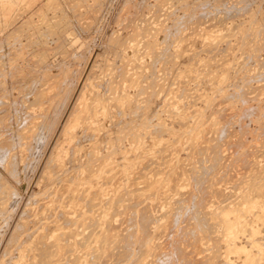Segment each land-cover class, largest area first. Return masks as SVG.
Returning <instances> with one entry per match:
<instances>
[{"label": "rangeland", "instance_id": "1", "mask_svg": "<svg viewBox=\"0 0 264 264\" xmlns=\"http://www.w3.org/2000/svg\"><path fill=\"white\" fill-rule=\"evenodd\" d=\"M263 202L264 0H0V264H264Z\"/></svg>", "mask_w": 264, "mask_h": 264}, {"label": "bare ground", "instance_id": "2", "mask_svg": "<svg viewBox=\"0 0 264 264\" xmlns=\"http://www.w3.org/2000/svg\"><path fill=\"white\" fill-rule=\"evenodd\" d=\"M60 145H62V144H60ZM58 148H59V147H58ZM58 148H57V149H58ZM81 149H82V148H81ZM53 150H54V149H53ZM66 150H67V149H66ZM78 150H79V149H78ZM79 151H80V150H79ZM81 152H82V151H81ZM11 158H12V157H11ZM79 159H80V158H79ZM3 160H4V159H3ZM6 160H7V159H6ZM64 161H65V160H64ZM67 161H68V160H67ZM68 164H69V163H68ZM9 165H10V164H9ZM7 167H8V166H7ZM92 167H93V166H92ZM27 168H28V167H27ZM83 170H84V169H83ZM48 171H49V170H48ZM70 171H71V170H70ZM56 172H57V171H56ZM56 172H55V173H56ZM59 172H60V171H59ZM86 172H87V171H86ZM142 172H143V171H142ZM142 172H141V173H142ZM63 174H64V173H63ZM63 174H62V175H63ZM92 174H93V173H92ZM44 175H45V174H44ZM46 175H47V174H46ZM131 175H132V174H131ZM46 177H47V176H46ZM50 177H51V176H50ZM56 177H57V176H56ZM128 177H129V176H128ZM52 178L55 179L54 177H52ZM57 178H58V177H57ZM57 178H56V179H57ZM71 178H72V177H71ZM93 178H94V177H93ZM37 180H38V179H37ZM51 180H52V179H51ZM28 181H29V180H28ZM41 181H42V180H41ZM47 181H48V180H47ZM47 181H45V183H46ZM49 181H50V180H49ZM60 181H61V180H60ZM142 181H143V180H142ZM39 182H40V181H39ZM41 183H42V182H41ZM41 183H40V186H41L42 184L45 185V186H47V185L49 184V183H48V184L46 185V184H44V183H42V184H41ZM50 183H53V182H50ZM54 183H56V182H54ZM54 183H53V184H54ZM61 183H62V182H61ZM147 183H148V182H147ZM150 183H152V182H150ZM38 184H39V183H37V185H38ZM56 184H57V183H56ZM75 184H76V183H75ZM237 184H238V183H237ZM35 185H36V184H35ZM35 185H34V186H35ZM43 185H42V186H43ZM73 185H74V183H73ZM119 185H120V184H119ZM151 185H152V184H151ZM228 185H229V184H228ZM38 186H39V185H38ZM59 186H60V185H59ZM61 187H62V184H61ZM63 187H64V186H63ZM73 187H74V186H73ZM137 187H138V186H137ZM145 187H146V186L144 185V188H145ZM41 188H42V187H41ZM43 188H45V187H43ZM49 188H50V187H49ZM51 188H53V187L51 186ZM66 188H69V186L66 187ZM70 188H71V187H70ZM96 188H97V187H96ZM146 188H147V187H146ZM38 189H39V187H38ZM47 189H48V188H46L45 191H47ZM57 189H58V188H57ZM63 189H64V188H63ZM63 189H62V190H63ZM130 189H132V188H130ZM246 189H247V188H246ZM42 190H44V189H42ZM42 190H41V191H42ZM50 190H53L52 192H54L56 189H55V190H54V189H50ZM146 190H147V189H146ZM174 190H175V189H174ZM178 190H179V189H178ZM41 191H40V192H41ZM48 191H49V190H48ZM48 191H47V192H48ZM56 191H58V190H56ZM60 191H61V190H60ZM60 191H59V192H60ZM65 191H66V190H65ZM68 191H69V190H68ZM75 191H76V190H75ZM116 191H117V190H116ZM171 191H172V190H171ZM47 192H45V194H46ZM50 192H51V191H50ZM50 192H49V193H50ZM94 192H95V191H94ZM94 192H93V193H94ZM176 192H177V190H176ZM57 193H58V192H57ZM71 193H72V191H71ZM71 193H70V195H71ZM88 193H89V192H88ZM120 193H121V192H120ZM179 193H180V192H179ZM53 194H54V193H53ZM58 194H59V193H58ZM165 194H166V193H165ZM170 194H171V193H170ZM170 194H169V195H170ZM60 195H61V192H60ZM37 196H38V195H36V198H37ZM42 196H43V194H42ZM47 196H48V197H47ZM47 196L45 197V195H44V198H46V199H44V198L42 197V198L45 200V201L43 200L44 203L46 202L47 198H49L50 195H47ZM56 196L58 197V195H54V197H56ZM76 196H77V195H76ZM98 196H99V195H98ZM138 196H139V195H138ZM180 196H181V195H180ZM33 197L35 198V196H33ZM33 197H32V198H33ZM57 197H56V198H57ZM139 197H140V196H139ZM215 197H216V196H215ZM18 198H19V197H18ZM34 198H33V199H34ZM42 198H40V200H42ZM62 198H63V197H62ZM221 198H222V197H221ZM57 199H58V198H57ZM124 199H125V198H124ZM128 199H130V198H128ZM48 200H49V199H48ZM67 200H68V199H67ZM67 200H66V201H67ZM101 200H102V199H101ZM210 200H211V199H210ZM212 200H213V199H212ZM4 201H5V200H4ZM33 201H34V200H33ZM50 201H52L51 197H50L49 203L46 202L45 205H44V204H43V206L40 205V209H42L41 207H44V208L48 209V207H49L51 204H52V205H53V204L56 205L55 207H58V209H59V205H58L57 203H54V202H56V200H55L53 203H52V202L50 203ZM66 201H65V202H66ZM126 201H127V200H126ZM8 202H9V201H8ZM31 202H32V201H31ZM100 202H101V201H100ZM176 202H177V201H176ZM176 202H175V203H176ZM217 202H218V201H217ZM259 202H260V201H259ZM75 203H76V202H75ZM169 203H170V202H169ZM171 203H172V202H171ZM171 203H170V204H171ZM257 203H258V202H257ZM261 203H262V202H261ZM263 203H264V202H263ZM11 204H12V203H11ZM28 204H30V203H28ZM36 204H37V203H36ZM62 204H63V202H62ZM62 204H60V208L62 207V209H64V208H65V209H64V210L61 209V211H64V213L66 214V213H67V212H66V209L70 208L71 205L68 204L69 206H67L68 208H66V205H64V206H65V207H64V206H62ZM70 204H71V203H70ZM92 204H94V203H92ZM115 204H117V203H115ZM33 205H34V204H33ZM46 205H47V206L49 205V206L47 207ZM54 205H53V206H54ZM57 205H58V206H57ZM72 205H73V204H72ZM76 205H77V204H75V207H76ZM80 205H81V204H80ZM118 205H119V203H118ZM128 205H129V204H128ZM128 205H127V206H128ZM174 205H175V204H174ZM176 205H177V204H176ZM37 206H38V205H37ZM45 206H46V207H45ZM53 206H51V207H53ZM78 206H79V205H77V207H78ZM28 207H29V206H28ZM55 207H53V208H54L53 211L55 210ZM73 207H74V206H73ZM73 207H71V208H73ZM94 207H95V206H94ZM96 207H97V206H96ZM252 207H253V206H252ZM33 208H35V206H34ZM33 208H32L31 210H33V212H35V210H34ZM38 208H39V207H38ZM38 208H36V209H38ZM88 208H89V207H88ZM171 208H172V207H171ZM175 208H176V207H175ZM253 208H254V207H253ZM255 208H257V207H255ZM51 209H52V208H51ZM58 209H57V210H58ZM77 209H79V208H77ZM173 209H174V208H173ZM43 210H45V209H43ZM43 210H41V211H43ZM59 210H60V209H59ZM70 210H72V209H70ZM79 210H80V209H79ZM79 210H78V212H79ZM88 210H89V209H88ZM110 210H111V209H110ZM163 210H164V209H163ZM260 210H261V209H260ZM7 211H8V210H7ZM41 211H40V212H41ZM50 211H51V210H50V208H49V212H50ZM53 211H52V214H53ZM55 211H56V210H55ZM55 211H54V212H55ZM61 211H56V214L59 213V214L61 215V213H62ZM67 211H68V210H67ZM72 211L75 212V211H77V210H76V208H73ZM81 211H82V210H81ZM81 211H80V212H81ZM139 211H140V210H139ZM164 211H165V210H164ZM29 212H30V210H29ZM36 212H37V210H36ZM40 212H39V209H38V213H39V214L37 213V214H38V215H37V214L35 213V214L37 215V217H38L39 215H41V216L43 217V212H41V214H40ZM45 212H46V210H45ZM57 212H58V213H57ZM78 212H76V213H78ZM256 212H257V211H256ZM30 213H31V212H30ZM47 213H48V211H47ZM64 213H62V214H64ZM69 213H70V212H68V214H69ZM81 213H82V212H81ZM100 213H101V212H100ZM143 213H144V212H143ZM157 213H158V212H157ZM243 213H244V212H243ZM54 214H55V213H54ZM54 214H53V215H54ZM65 214H64V215H65ZM68 214H67V215H68ZM70 214H71V216H72V212H71ZM70 214H69L68 216L65 215V216H67L68 218H66V217H62V216L59 215V218H58L57 216H55V217H57V220L55 219L54 216H53L54 218H51V219H53V221H54L55 223H57V222H58V219H60L61 217H62V218H66L67 221H68V219H70V218H69V217H70ZM28 215H29V213H28ZM28 215H27V216H28ZM31 215H32V214H31ZM45 215H47V214H45ZM45 215H44V216H45ZM48 215H49V213H48ZM50 215H51V214H50ZM73 215H75V214L73 213ZM81 215H82V214H81ZM94 215H95V214H94ZM108 215H109V214H108ZM114 215H115V214H114ZM156 215H158V214H156ZM159 215H160V214H159ZM27 216H25V217H27ZM41 216H40V218H41V220H43ZM51 216H52V215H51ZM75 216H76V215H75ZM77 216H78V214H77ZM77 216H76V217H77ZM90 216H91V215H90ZM133 216H134V215H132V217H133ZM150 216H152V215H150ZM165 216H166V215H165ZM29 217H31V216H29ZM49 217H50V216H49ZM80 217H81V216H80ZM94 217H95V216H94ZM202 217H203V216H202ZM236 217H238V216H236ZM33 218H34V217H33ZM33 218H32V219H33ZM43 218H45V217H43ZM74 218H75V217L73 216V219H74ZM78 218H79V217H78ZM78 218H77V219H78ZM86 218H87V217H86ZM91 218H92V217H91ZM223 218H224V217H223ZM238 218H240V217H238ZM247 218H248V217H247ZM26 219H27V218H26ZM26 219H24V222H25ZM36 219H38V218L35 217V220H36ZM66 219H65V220H66ZM73 219H72V220H73ZM77 219L75 218V220H77ZM128 219H129V218H128ZM204 219H205V218H204ZM38 220H39V219H38ZM41 220H39V222H38L37 220H36L35 222H34V221H31V223H32V222H33V224H35V223H41V222H42ZM46 220H47V219H46ZM55 220H56L57 222H56ZM60 220H61V219H60ZM60 220H59V221H60ZM82 220H83V219H82ZM82 220L80 221V222H82V224H81V223L79 224V223L77 222L78 224L75 223V225H74L72 228H70L68 225H67V226L65 225V227L61 226L60 224L57 225L58 223L55 224V223L51 220L53 223L51 222L50 224H55V225H53V226H55V228L53 227L54 229H53V228L50 229L51 231H48V228H50V227H48V222H50V221L47 222V221L44 220L45 222H44V223L42 222V223H43L44 225L47 224L46 226L48 227L45 231L48 232V233L51 232L49 235H48V233H45V234L47 235L46 240L44 239L46 235H44V238H43L44 241H42V242L40 241L41 243L39 242V244H38V242H36L37 246H36V244H35V246L32 245L33 243H35V242H33L34 240L32 241L33 243H30L31 241H29V242H28V243H30L29 245H32V247H34V249H31V251H30V249L28 248L29 250H28V254H27V256H26V257H27L26 259H25L24 256L22 255V252H21L22 250L19 252L22 256H20L19 253H17L16 251H14V252H16V253L20 256V258H19L18 255H17L16 258H14V256H13L14 259L12 260V262L10 261L11 264H82V262H81V258H82V257L80 256V250H81V248H83V249L85 248V243H86V242H85L86 234H85V231H84V227H85V226L83 225L84 222H83ZM84 220H85V219H84ZM92 220H93V219H92ZM123 220H124V219H123ZM210 220H211V219H210ZM5 221H6V220H5ZM19 221L23 222L22 219L19 220ZM29 221H30V220H29ZM40 221H41V222H40ZM61 221H62V220H61ZM61 221H60V222H61ZM63 221H64V220H63ZM78 221H79V220H78ZM93 221L95 222V220H93ZM96 221H97V220H96ZM161 221H162V220H161ZM21 222H20L19 224H21ZM68 222H69V221H68ZM97 222H98V221H97ZM99 222H100V221H99ZM99 222H98V224H99ZM104 222H105V221H104ZM146 222H147V221H146ZM156 222H158V221H156ZM26 223H27V222H26ZM42 223H41V224H42ZM61 223H62V222H61ZM63 223H64V222H63ZM65 223H66V222H65ZM95 223H96V222H95ZM102 223H103V222H102ZM110 223H112V222H110ZM202 223H203V222H202ZM22 224H23V223H22ZM22 224H21V225H22ZM24 224H25V223H24ZM24 224L22 225V228H23ZM29 224H30V222L27 223V227L30 226ZM41 224H40V225H41ZM50 224H49V225H50ZM66 224H67V223H66ZM87 224H88V221H87ZM90 224H91V223H89V225H90ZM98 224H97V225H98ZM112 224H113V223H112ZM118 224H119V223H118ZM150 224H151V223H150ZM21 225H20V226H21ZM40 225H39V226H40ZM56 225H57V226H56ZM63 225H64V224H63ZM69 225H70V222H69ZM85 225H86V224H85ZM107 225H108V224H107ZM226 225H227V224H226ZM237 225H238V224H237ZM240 225H241V224H240ZM243 225H245V222H244ZM246 225H247V224H246ZM0 226H1V225H0ZM25 226H26V225H25ZM46 226H45V228H46ZM51 226H52V225H51ZM101 226H102V225H101ZM101 226H99V227H101ZM14 227H15V226H14ZM16 227H19V225H16ZM34 227H35V226H33V227L31 226V228H33L34 230H36V231L38 232L36 235H40V234L43 233L42 231H43V229H44V226H43V229H42V230H39V231H41L42 233H39V231L37 230L38 228H34ZM37 227H38V224H37ZM40 227H41V226H40ZM66 227H69V228H66ZM90 227H91V226H90ZM102 227H103V226H102ZM233 227H235V225H234ZM242 227H243V226H242ZM31 228H30V229H31ZM87 228H88V227H87ZM138 228H139V227H138ZM140 228H141V227H140ZM245 228H246V227H245ZM16 229H19V228H16ZM25 229H26V227H25L23 230L25 231ZM33 229H32V230H33ZM90 229H92V228H90ZM90 229H89V230H90ZM104 229H105V228H104ZM190 229H191V228H190ZM235 229H236V227H235ZM235 229H234V230H235ZM14 230H15V229H13V231H14ZM21 230H22V229H21ZM27 230H28V228H27ZM156 230H157V229H156ZM160 230H162V229H160ZM239 230H240V229H239ZM13 231H12V232H13ZM18 231H19V230H18ZM18 231L15 230L14 232H18ZM29 231H30V230H29ZM90 231H91V230H90ZM93 231H94V230H93ZM102 231H103V230H102ZM102 231H101V232H102ZM184 231H185V230H184ZM251 231H252V230H251ZM12 232H11V233H12ZM94 232H95V231H94ZM101 232H99V234H100ZM104 232H105V230H104ZM106 232H107V231H106ZM159 232H160V231H159ZM172 232H173V231H172ZM18 233H19V232H18ZM20 233H22V232H20ZM25 233H27V232H24V234H25ZM32 233H33V231H32ZM34 233H36V232H34ZM88 233H89V232H88ZM95 233H96V232H95ZM95 233H93V234H95ZM121 233H122V231H121ZM162 233H164V232H162ZM225 233H227V232H225ZM225 233H224V234H225ZM2 234H3V233H2ZM27 234H29V232H28ZM27 234H26V235H27ZM30 234H31V232H30ZM113 234H116V235H117V233H115V232H114ZM113 234H112V235H113ZM159 234H160V233H159ZM21 235H23V234H21ZM21 235H20V236H21ZM33 235H34V238H35V234H31V236H33ZM89 235H90V234H89ZM89 235H88V236H89ZM96 235H98V234H96ZM102 235H104V233H103ZM110 235H111V234H110ZM110 235H109V236H110ZM157 235H158V234H157ZM163 235H164V234H163ZM13 236H14V234H13L12 236H9V238H10V237H13ZM27 236H28V235H27ZM88 236H87V237H88ZM90 236L92 237L93 235L91 234ZM94 236H95V235H94ZM100 236H101V235H100ZM104 236H106V235H104ZM144 236H145V235H144ZM219 236H221V235H219ZM222 236H224V235H222ZM39 237H40V236H39ZM39 237H37V239H38ZM41 237H43V235H41ZM102 237H103V236H102ZM102 237H101V239H102ZM111 237H115V236L113 235V236H111ZM116 237H117V236H116ZM225 237L228 238L229 235H227V236H225ZM225 237H223V238H225ZM15 238H16V236H15ZM17 238H18V236H17ZM24 238H26L25 235H23V239H24ZM30 238H31V237H30ZM32 238H33V237H32ZM34 238H33V239H34ZM94 238H95V240H96V237H94ZM104 238H105V237H104ZM153 238H154V237H153ZM223 238H222V239H223ZM227 238H226V239H227ZM230 238H231V235H230L229 239H230ZM20 239H21V237H20ZM20 239L18 238V240H20ZM23 239H22V240H23ZM35 239H36V238H35ZM88 239H89V238H88ZM91 239H92V238H91ZM98 239H99V238H98ZM101 239H99V241H100ZM106 239H108V238H106ZM109 239H110V238H109ZM117 239H118V238H117ZM218 239H220V238H218ZM10 240H11V239H10ZM14 240H15V239H14V237H13V240H12V241H13V243H12L13 245H14V242L17 241V240H16V241H14ZM25 240H26V239H25ZM25 240H23V241H25ZM28 240H30V239L28 238ZM28 240H26V241H28ZM40 240H41V239H40ZM102 240H103V242L105 241V239H102ZM102 240H101V241H102ZM142 240H143V239H142ZM223 240H224V239H223ZM91 241H94V240H91ZM96 241H97V240H96ZM106 241H107V240H106ZM106 241H105L104 243H106ZM9 242H10V241H9ZM110 242H111V241H110ZM131 242H132V241H131ZM141 242H142V241H141ZM10 243H11V242H10ZM18 243H19V245H20V242H18ZM87 243H88V242H87ZM97 243L99 244V242H97ZM97 243H96V244H97ZM104 243H103V244H104ZM108 243H109V242H108ZM93 244L95 245V243H93ZM154 244H155V243H154ZM13 245H10V246L12 247ZM19 245H18V246H19ZM21 245H22V244H21ZM101 245H102V244H101ZM106 245H107V244H106ZM115 245H116V243H115ZM139 245H140V244H139ZM141 245H142V244H141ZM23 246H24V244H23ZM23 246H22V247H23ZM26 246L28 247V244H27V243H26L25 247H26ZM86 246H87V245H86ZM98 246H99V245H98ZM109 246H110V245H109ZM109 246H107V248H108ZM111 246L114 247L113 245H111ZM111 246H110V247H111ZM5 247H9V246H6V245H5ZM11 247H10V248H11ZM13 247H14V246H13ZM13 247H12V248H13ZM22 247H21V248H22ZM89 247H90V245H89ZM91 247H93V245H92ZM110 247H109V249H111ZM140 247H141V246H140ZM10 248H9V249H10ZM21 248H18V249H21ZM30 248H31V247H30ZM94 248H95V247H94ZM100 248H101V247H100ZM103 248H105V247H103ZM152 248H153V247H152ZM186 248H187V247H186ZM227 248H228V247H227ZM5 249H6V248H5ZM5 249H4V250H5ZM9 249H6V250L9 251ZM18 249H17V251H19ZM23 249H24V247H23ZM25 249H26V248H25ZM25 249H24V251H25ZM86 249H87V248H86ZM86 249H84V250H86ZM98 249H99V248H98ZM101 249H102V248H101ZM101 249H99V250L101 251ZM105 249H106V248H105ZM179 249H180V248H179ZM242 249H243V248H242ZM6 250H5V251H6ZM13 250H14V249H12L11 252H12ZM26 250H27V249H26ZM73 250H74V251H73ZM112 250H113V249L110 250V255H112V254H111V251H112ZM87 251H88V250H87ZM118 251H119V249H118ZM120 251L122 252V250H120ZM184 251H185V250H184ZM212 251H213V250H212ZM3 252H4V251H3ZM29 252H30V253H29ZM101 252H102V251H101ZM103 252H105V251H103ZM114 252L116 253V251H114ZM114 252H113V253H114ZM144 252H145V251H144ZM156 252H157V251H156ZM12 253H13V252H12ZM88 253H90V250L88 251ZM91 253H92V252H91ZM119 253H120V252H119ZM119 253H118V255H119ZM178 253H179V251H178ZM180 253H181V252H180ZM10 254H11V253H10ZM72 254H73V255H72ZM157 254H158V253H157ZM243 254H244V253H243ZM246 254H247V253H246ZM262 254H263V253H262ZM5 255H6V253H5ZM103 255H104V254H103ZM105 255H107V253H106ZM105 255H104V256H105ZM154 255H155V254H154ZM247 255H248V254H247ZM3 256H4V255H3ZM8 256H10V255H8ZM87 256H88V255H87ZM89 256H90V254H89ZM91 256H92V255H91ZM91 256H90V257H91ZM251 256H252V255H251ZM93 257H95V256H93ZM93 257H92V258H93ZM114 257H115V256H114ZM114 257H113V258H114ZM121 257H122V256H121ZM4 258H6V256H5ZM7 258H8V257H7ZM7 258H6V259H7ZM140 258H141V257H140ZM17 259H18V260H17ZM97 259H98V258H97ZM141 259H142V258H141ZM150 259H151V258H150ZM156 259H157V258H156ZM137 260H138V259H137ZM142 260H143V259H142ZM145 260H147V259H145ZM0 261L3 262L2 258H1ZM4 261H5V259H4ZM6 261H8V260H6ZM91 261H92V260H91ZM100 261H101V260H100ZM102 261H103V260H102ZM111 261H113V260H110V262H111ZM148 261H149V260H148ZM148 261H147V262L145 261V263H146V264H149ZM152 261H154V260H152ZM189 261H190V260H189ZM85 262H86V261H85ZM110 262H109V264H111ZM119 262H120V261H119ZM137 262H138V261H137ZM4 263H5V262H4ZM93 263H94V262H93ZM96 263H97V262H96ZM104 263H105V262H104ZM151 263H152V262H151ZM154 263H155V262H154ZM187 263H188V262H187ZM9 264H10V263H9ZM86 264H87V263H86ZM97 264H98V263H97ZM121 264H122V263H121ZM142 264H144V262H143ZM180 264H181V263H180ZM185 264H186V262H185Z\"/></svg>", "mask_w": 264, "mask_h": 264}]
</instances>
